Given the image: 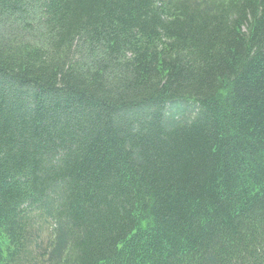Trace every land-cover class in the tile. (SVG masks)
Returning <instances> with one entry per match:
<instances>
[{
	"label": "trees",
	"instance_id": "16d2710c",
	"mask_svg": "<svg viewBox=\"0 0 264 264\" xmlns=\"http://www.w3.org/2000/svg\"><path fill=\"white\" fill-rule=\"evenodd\" d=\"M0 264H264V0H0Z\"/></svg>",
	"mask_w": 264,
	"mask_h": 264
}]
</instances>
